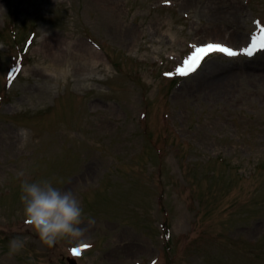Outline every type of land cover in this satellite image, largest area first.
Segmentation results:
<instances>
[{
  "label": "rangeland",
  "instance_id": "374dc122",
  "mask_svg": "<svg viewBox=\"0 0 264 264\" xmlns=\"http://www.w3.org/2000/svg\"><path fill=\"white\" fill-rule=\"evenodd\" d=\"M262 29L264 0H0V264H264V49L177 73ZM24 179L80 238L39 240Z\"/></svg>",
  "mask_w": 264,
  "mask_h": 264
},
{
  "label": "clouds",
  "instance_id": "9594fccd",
  "mask_svg": "<svg viewBox=\"0 0 264 264\" xmlns=\"http://www.w3.org/2000/svg\"><path fill=\"white\" fill-rule=\"evenodd\" d=\"M17 175L23 177L25 174L21 171ZM20 189L25 222L44 245L53 247L61 240L82 236L80 226L85 219L84 210L81 201L71 190H61L50 179L33 182L24 179ZM94 223V219L88 218L90 226ZM26 243L22 238H13L9 242V257L19 254Z\"/></svg>",
  "mask_w": 264,
  "mask_h": 264
},
{
  "label": "snow or ice",
  "instance_id": "6c2138e0",
  "mask_svg": "<svg viewBox=\"0 0 264 264\" xmlns=\"http://www.w3.org/2000/svg\"><path fill=\"white\" fill-rule=\"evenodd\" d=\"M262 32H264V29H262ZM194 47V52L185 59L184 61V67H178L177 73L179 75H188L191 72H194L197 67H199L200 61L203 59L204 56L208 55L211 52H220L224 53L230 57H235L239 55L240 53H244L247 56L251 57L257 49H264V35H260L259 37L253 36L252 37V43L249 47L243 48L240 50V52H237L233 49L228 48L225 45L221 44H213L209 43L207 45L201 46V47ZM170 75V74H166ZM83 247L87 248L90 247L89 245H83ZM73 254H78L79 249H73ZM155 264V262H153Z\"/></svg>",
  "mask_w": 264,
  "mask_h": 264
},
{
  "label": "water",
  "instance_id": "95a60500",
  "mask_svg": "<svg viewBox=\"0 0 264 264\" xmlns=\"http://www.w3.org/2000/svg\"><path fill=\"white\" fill-rule=\"evenodd\" d=\"M68 260L70 264H76V260L74 258H69Z\"/></svg>",
  "mask_w": 264,
  "mask_h": 264
},
{
  "label": "bare ground",
  "instance_id": "6f19581e",
  "mask_svg": "<svg viewBox=\"0 0 264 264\" xmlns=\"http://www.w3.org/2000/svg\"><path fill=\"white\" fill-rule=\"evenodd\" d=\"M98 53V52H97Z\"/></svg>",
  "mask_w": 264,
  "mask_h": 264
}]
</instances>
